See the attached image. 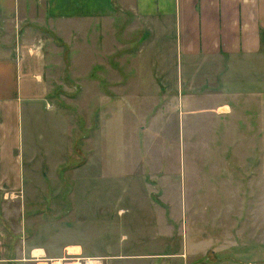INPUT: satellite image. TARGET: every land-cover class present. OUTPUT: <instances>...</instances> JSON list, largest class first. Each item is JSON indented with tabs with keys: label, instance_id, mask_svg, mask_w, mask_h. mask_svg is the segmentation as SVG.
<instances>
[{
	"label": "rangeland",
	"instance_id": "obj_1",
	"mask_svg": "<svg viewBox=\"0 0 264 264\" xmlns=\"http://www.w3.org/2000/svg\"><path fill=\"white\" fill-rule=\"evenodd\" d=\"M20 2L14 20L0 18V42L23 52L34 43L43 59L50 100L28 120L33 140L49 152L50 173L67 146L72 155L35 205L0 197V264H16L20 236L38 221L54 226L58 246L79 244L85 255L264 264V49L176 60L169 23L157 29L126 12L50 22L41 0ZM81 256L52 263L86 264Z\"/></svg>",
	"mask_w": 264,
	"mask_h": 264
},
{
	"label": "crops",
	"instance_id": "obj_2",
	"mask_svg": "<svg viewBox=\"0 0 264 264\" xmlns=\"http://www.w3.org/2000/svg\"><path fill=\"white\" fill-rule=\"evenodd\" d=\"M39 2L31 0L27 6H36ZM20 3V0H0V18L14 20ZM41 5L49 21L56 17V20L67 18L75 22L87 18L90 23H97L100 18L113 22L117 16L125 18L132 13L136 15V21L142 19L143 23H157V29L159 24L169 23L172 25L170 35L176 60L178 56H182L184 61L186 56L208 58L261 51L259 34L261 30L264 32V0H41ZM161 35L157 34L155 38L161 39ZM39 54L34 43L29 45L27 52H23V47L18 44L13 46L8 40L4 44L0 42V197L3 199L12 195L29 201L45 198L46 193L51 194L53 184L60 181L54 177V170L72 155L70 146H67L66 151L56 155L53 172L50 173L49 152L37 146L32 137L34 130L28 120L34 117L38 104L49 99L42 73L44 62ZM182 67L176 64V68L181 70ZM177 80L181 82V79H176V85ZM48 106L46 102L45 109L50 110L52 107ZM61 115L66 123L64 134H67L69 125ZM24 134L29 136L26 147L23 145ZM25 174L31 179V185L26 188L21 183ZM50 178L52 180L47 183ZM48 225L38 221L30 231L20 236L21 248L17 249L16 259H12L16 264L56 262L72 251L82 255L79 259L86 257V264H93L96 260H101L102 264H156L161 258L157 253L85 255L79 244L58 246L54 242L57 236L53 239V225H50V237L45 236ZM37 235H42V239L44 236L45 240Z\"/></svg>",
	"mask_w": 264,
	"mask_h": 264
},
{
	"label": "trees",
	"instance_id": "obj_3",
	"mask_svg": "<svg viewBox=\"0 0 264 264\" xmlns=\"http://www.w3.org/2000/svg\"><path fill=\"white\" fill-rule=\"evenodd\" d=\"M261 49H264V32L261 30L259 34Z\"/></svg>",
	"mask_w": 264,
	"mask_h": 264
},
{
	"label": "built area",
	"instance_id": "obj_4",
	"mask_svg": "<svg viewBox=\"0 0 264 264\" xmlns=\"http://www.w3.org/2000/svg\"><path fill=\"white\" fill-rule=\"evenodd\" d=\"M34 259H38V257H35ZM44 264H47V261H44Z\"/></svg>",
	"mask_w": 264,
	"mask_h": 264
}]
</instances>
